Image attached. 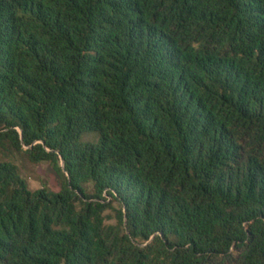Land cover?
<instances>
[{
    "label": "trees",
    "instance_id": "trees-1",
    "mask_svg": "<svg viewBox=\"0 0 264 264\" xmlns=\"http://www.w3.org/2000/svg\"><path fill=\"white\" fill-rule=\"evenodd\" d=\"M0 264H264V0H0Z\"/></svg>",
    "mask_w": 264,
    "mask_h": 264
},
{
    "label": "rangeland",
    "instance_id": "rangeland-1",
    "mask_svg": "<svg viewBox=\"0 0 264 264\" xmlns=\"http://www.w3.org/2000/svg\"><path fill=\"white\" fill-rule=\"evenodd\" d=\"M37 170V174L43 179L45 180L49 186L53 189H57L58 188V184H57V179L55 174L53 173V171L51 170L50 167H48L47 165H42L38 168H36ZM39 185L36 183H31V187L32 188H36Z\"/></svg>",
    "mask_w": 264,
    "mask_h": 264
}]
</instances>
